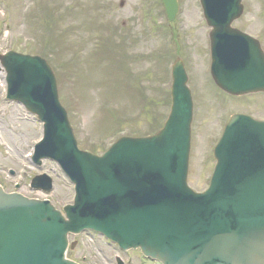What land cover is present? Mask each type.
Here are the masks:
<instances>
[{
  "label": "water",
  "instance_id": "obj_1",
  "mask_svg": "<svg viewBox=\"0 0 264 264\" xmlns=\"http://www.w3.org/2000/svg\"><path fill=\"white\" fill-rule=\"evenodd\" d=\"M162 2L172 20L177 0ZM201 2L218 44L223 38L239 41L233 45L237 54H230L238 69L217 65L216 84L236 95L264 90V77H256L264 76L262 51L245 45V36L229 26L242 11L240 0ZM0 60L8 98L44 123L34 160H57L76 191L64 220L48 202L0 188V264H74L64 258L66 235L85 228L122 248L139 247L163 264H264V125L232 117L215 149L209 189L193 193L186 185L191 101L180 60L163 128L146 138H121L100 159L77 150L45 60L15 52ZM215 61L224 60L217 55ZM34 185L49 189L50 180H34Z\"/></svg>",
  "mask_w": 264,
  "mask_h": 264
},
{
  "label": "rangeland",
  "instance_id": "obj_2",
  "mask_svg": "<svg viewBox=\"0 0 264 264\" xmlns=\"http://www.w3.org/2000/svg\"><path fill=\"white\" fill-rule=\"evenodd\" d=\"M178 2L179 13L170 24L160 0H0V52L40 53L45 41L51 45L56 55L52 63L61 67H55L59 98L78 144L86 149L96 146L99 152L132 129L150 132L151 123L164 118L170 83L166 66L179 55L192 76L188 86L195 100L188 181L202 189L213 165L208 143L219 129V123H213L217 116L224 122V112L242 108L244 102L227 100L226 94L203 77V34L195 30L200 6L197 0ZM243 4L245 14L235 23L240 25L237 28L262 30L264 0H243ZM168 28L174 33L172 45L164 42ZM4 77L0 71V182L7 190L16 183L18 192L47 198L56 207L70 203L73 188L57 164L43 160L36 166L31 162L41 124L21 105L5 98ZM210 98L225 99L224 105L218 106ZM246 101L249 111L259 106L253 97ZM203 128L205 133L210 129L208 134ZM41 173L53 180L48 194L30 188L31 178ZM76 242V251H69L68 256L80 260L87 254V264H105L115 249L89 233Z\"/></svg>",
  "mask_w": 264,
  "mask_h": 264
},
{
  "label": "flooded vegetation",
  "instance_id": "obj_3",
  "mask_svg": "<svg viewBox=\"0 0 264 264\" xmlns=\"http://www.w3.org/2000/svg\"><path fill=\"white\" fill-rule=\"evenodd\" d=\"M258 105H259V106H258V108H256V112L258 113V114H257L258 116H261V115L264 113V110H261L260 108L264 107V104H263V103H259ZM257 110H260V112L257 111ZM262 118H263V117H262ZM114 262H115V264H116V257H114Z\"/></svg>",
  "mask_w": 264,
  "mask_h": 264
}]
</instances>
